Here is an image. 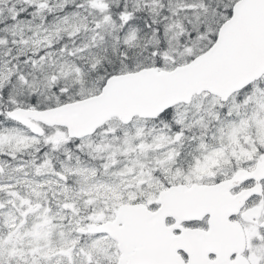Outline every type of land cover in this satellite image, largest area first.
<instances>
[{
	"label": "snow or ice",
	"instance_id": "snow-or-ice-1",
	"mask_svg": "<svg viewBox=\"0 0 264 264\" xmlns=\"http://www.w3.org/2000/svg\"><path fill=\"white\" fill-rule=\"evenodd\" d=\"M0 264H264V0H0Z\"/></svg>",
	"mask_w": 264,
	"mask_h": 264
}]
</instances>
